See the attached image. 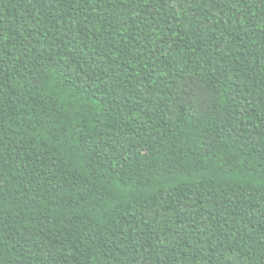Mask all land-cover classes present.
Segmentation results:
<instances>
[{
    "label": "trees",
    "instance_id": "16d2710c",
    "mask_svg": "<svg viewBox=\"0 0 264 264\" xmlns=\"http://www.w3.org/2000/svg\"><path fill=\"white\" fill-rule=\"evenodd\" d=\"M0 264H264V0H0Z\"/></svg>",
    "mask_w": 264,
    "mask_h": 264
},
{
    "label": "snow or ice",
    "instance_id": "6c2138e0",
    "mask_svg": "<svg viewBox=\"0 0 264 264\" xmlns=\"http://www.w3.org/2000/svg\"><path fill=\"white\" fill-rule=\"evenodd\" d=\"M149 2V0H144V3L147 4Z\"/></svg>",
    "mask_w": 264,
    "mask_h": 264
}]
</instances>
